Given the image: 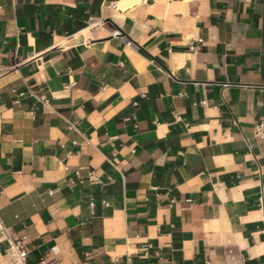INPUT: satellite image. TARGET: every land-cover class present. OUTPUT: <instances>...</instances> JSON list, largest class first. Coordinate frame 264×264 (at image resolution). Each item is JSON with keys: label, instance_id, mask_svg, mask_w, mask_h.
Segmentation results:
<instances>
[{"label": "crops", "instance_id": "crops-1", "mask_svg": "<svg viewBox=\"0 0 264 264\" xmlns=\"http://www.w3.org/2000/svg\"><path fill=\"white\" fill-rule=\"evenodd\" d=\"M122 1L0 0L25 264H264V0Z\"/></svg>", "mask_w": 264, "mask_h": 264}, {"label": "built area", "instance_id": "built-area-1", "mask_svg": "<svg viewBox=\"0 0 264 264\" xmlns=\"http://www.w3.org/2000/svg\"><path fill=\"white\" fill-rule=\"evenodd\" d=\"M114 34H118V32L115 31ZM253 132L256 137L263 138L264 124L262 122L255 123ZM90 205L92 206L93 204L90 203ZM105 205L108 204L105 203ZM3 242L7 244L3 254L6 259L1 261L0 264H25L28 251L25 244V237L16 236L12 229L3 223L0 217V243ZM51 252H56V246L51 248ZM40 264H55V260L42 258ZM205 264H209V261H205Z\"/></svg>", "mask_w": 264, "mask_h": 264}, {"label": "bare ground", "instance_id": "bare-ground-1", "mask_svg": "<svg viewBox=\"0 0 264 264\" xmlns=\"http://www.w3.org/2000/svg\"><path fill=\"white\" fill-rule=\"evenodd\" d=\"M134 1H137V0H123L121 3H119L118 9L122 10L126 5L131 4V3L133 4Z\"/></svg>", "mask_w": 264, "mask_h": 264}]
</instances>
